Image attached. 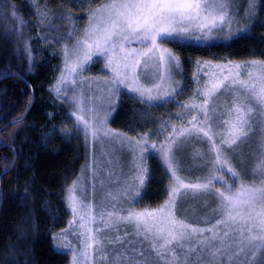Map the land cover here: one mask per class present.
<instances>
[{
  "label": "snow or ice",
  "instance_id": "6c2138e0",
  "mask_svg": "<svg viewBox=\"0 0 264 264\" xmlns=\"http://www.w3.org/2000/svg\"><path fill=\"white\" fill-rule=\"evenodd\" d=\"M80 6L87 8L83 27L70 11L55 16L47 7L36 10L38 26L49 30L41 38L60 45L61 68L50 91L70 105L74 123L64 134L82 133L93 147L111 144L113 153L118 147L129 157L128 171L106 169L105 162L118 163L114 154L93 152L81 176L66 185L71 219L53 236L57 250L71 254L70 264H95L94 252L102 254L100 264H264V59H197L195 88L178 101L184 91L176 78L183 74L182 59L163 43L230 40L248 30L257 0H248L243 25L233 12L234 0H101ZM11 16L19 20L21 36L24 21L14 10ZM54 20L66 22V34H59ZM53 29L57 35H50ZM23 48L31 63L30 42ZM97 60L107 75L86 77ZM122 91L149 107L175 102L178 122L161 119L154 131L135 136L113 129L109 118ZM252 137L256 151L244 158L238 149ZM193 142L206 150L197 148L189 166L181 153ZM150 155L165 170V198L156 207H138L150 179ZM101 173L119 187L106 188ZM189 200L210 210L190 213ZM137 242L147 247L138 249Z\"/></svg>",
  "mask_w": 264,
  "mask_h": 264
},
{
  "label": "trees",
  "instance_id": "16d2710c",
  "mask_svg": "<svg viewBox=\"0 0 264 264\" xmlns=\"http://www.w3.org/2000/svg\"><path fill=\"white\" fill-rule=\"evenodd\" d=\"M0 1L6 3L2 6L0 2V11L11 5L29 17L36 7L49 2L51 8L67 9L72 13L79 2L93 6L101 2ZM257 4L256 16L248 24V30L230 40L207 44L188 42L184 46L166 42L181 56L183 75L194 70L197 59H264V0H257ZM7 16H0V264H68V252L57 250L48 235L54 219L49 203L55 204V208L63 213L66 211L62 187L77 170L78 153L73 143H66L65 139L57 138L56 133H48L47 130L51 124L47 110L52 107L43 101L47 96L45 85L50 80L51 71L48 64H41L38 32L30 31L29 37L17 36V26ZM28 22L31 23L29 19ZM28 39L35 58H40L36 62L29 63L24 52L23 43ZM187 99L184 91L176 97L178 101ZM117 105L110 125L130 136L154 131L161 119L178 122L175 113L180 109L175 102L149 107L122 91ZM152 139L160 138L153 136ZM253 143L256 145L255 140ZM149 162L150 179L138 207H156L165 198L164 186L168 183L165 170L155 156Z\"/></svg>",
  "mask_w": 264,
  "mask_h": 264
},
{
  "label": "rangeland",
  "instance_id": "374dc122",
  "mask_svg": "<svg viewBox=\"0 0 264 264\" xmlns=\"http://www.w3.org/2000/svg\"><path fill=\"white\" fill-rule=\"evenodd\" d=\"M0 2H1L2 6H4V4L6 5V3L3 4L4 1H0ZM80 4H83V3H81V2L77 3L75 8H74L75 14L72 13L71 11L70 12L76 18L77 24L80 27H83L87 21V8L81 7ZM234 4H235V7L233 8V12L237 13L238 17L241 18L242 25L244 23H247L246 21H243L242 18L244 16L245 9L247 8L248 0H234ZM46 7L51 9V13L54 14L55 16H59L63 12L68 11L67 9L57 10L56 8H53V7L51 8V4L49 2L47 4L36 7L32 11V13H30L32 15L29 17L26 12H24V11L20 12L14 6L7 5L6 10L3 7V11H0V16H5V15L7 16V14H8L9 18L15 22V24L17 26L16 31H18L20 29L19 20L13 19L11 16V12L14 10L16 12V15L24 21L23 28H22V32H23L22 36L29 37L30 31L36 30L38 32V34L40 36V44H41V49H40V51H41L40 54L42 57V63L41 64H45V65L48 64L50 66L49 68L51 71L50 80L45 85V90L47 92V96H46V98H44V101H43V103H45V104L49 103L50 106L52 107V109L47 110V112H48L47 118H48V121L51 123V124H49V126H47V130H48V133H52V132L56 133L57 138L65 139L66 143H73L74 144L73 146H75L77 153H78L77 157H78L79 161H78L77 170L75 171V173L73 175L70 176V178L68 180H66V182L63 183V187H62V201H63V206H64L66 211L63 213L62 211L55 208L56 207L55 204L49 203V207H50V210H51V213H52L54 219H53V224H51L49 226L50 228L48 230V235L50 236L51 240L53 241V245L56 248L55 242L53 240V236L58 235L62 230L66 229L68 227V221L71 219L70 210L68 209V207L66 205L65 198H64L66 185L70 184L77 177L81 176V169L87 163L91 162L93 152H95V155L97 157H99L100 153L102 151V148H103V150L108 151L110 155L114 154L118 163L114 162L113 165L109 166L105 162L104 167L110 171H114L117 174H120L121 172L127 173L128 169H127L126 165H127V161H128L129 157H128L127 153H122L118 147L115 149V152L113 153V145H111V144L105 143L103 146L97 144V145H95V147H93V145L90 142L87 144L85 143V140L83 138L82 133L77 134L75 131H73L72 134L65 135L64 132L62 131V129H64L65 127L72 128L74 121L69 116L70 105L63 102L62 100H58L56 98V96L50 91L51 86H53L55 84L56 78L59 75V71L61 68V57L59 55L60 45L57 44L56 41L49 40L48 42H46L45 39L41 38L46 33H48L49 30L41 28L40 26H38V17L36 15V10L38 8L39 10L42 11ZM5 11L7 12V14H5ZM28 19L31 21V23L28 22ZM53 23L55 26L59 27V29H60L59 34H66V32L68 31V28L66 26V22L60 21V20H54ZM11 28L14 29V27H12V26H11ZM235 30H236V28L234 26V31ZM50 35L54 36V35H57V33L53 29L50 32ZM219 40H222V39H219ZM28 41L31 42L30 39H28ZM214 41H217V40H214ZM190 42L191 43L205 44L204 42H197V41H190ZM163 43H164V46L170 48V46L166 44V41ZM208 43H210V42H208ZM31 50H32V47H31ZM36 59H37V57L35 58L34 54L32 53V60L31 61L36 62ZM39 59L40 58H38L37 60H39ZM214 62H221V61H214ZM238 62H243V61H238ZM102 67H103L102 63L99 60H97L96 62H94L91 65L90 68L86 69L84 75L86 77L105 76V75H107V73L101 71ZM194 70H195V67H194ZM193 71L185 73V75H183V74L177 75V77H176L178 80H180L182 82V86H183V82H184V85H185L184 96H186L187 98H189V96L192 94L193 89L195 88V85L192 83ZM184 76H185V79L182 78ZM69 94H71V93H69ZM119 97H120V95H119ZM117 102H118V100H117ZM113 111H112V114H113ZM111 116L109 118V125H110ZM110 127H111V125H110ZM253 140H256V137H252L249 142H245V143L241 144L240 149H238V151L242 152V156L244 158H247L250 155V153L256 151V145L253 143ZM77 146H78V148H77ZM197 148L206 150V148L203 144L193 142L192 144L185 147L183 149V152L181 153L182 159L189 166H192V164H193V161L189 157ZM151 157H154V155H150L147 158L148 167H149V163H150L149 161H150ZM121 166H123V167H121ZM100 175H101V177L104 178L106 188L115 189V188L119 187V184L114 182L115 178H114V180L110 181L105 176L104 173H101ZM224 178L226 180H228L230 183L233 182L232 178L227 173H224ZM119 179H124V176L119 175ZM146 184H147V182H146ZM217 187H221V185L218 184ZM99 199H100V195H99V190H98L97 200H99ZM209 204L211 205V207H215L214 203H212L211 201H209ZM185 208L188 209L190 213L193 211L201 212V211H209L210 210V209L201 208L197 201H192V200H189L188 202L185 203ZM127 231L130 232L131 229L128 228ZM119 234L121 236H124V234H125V227L124 226H121ZM105 235L114 236L115 233L114 232L113 233H105ZM69 239L72 240L74 245L78 246L77 241L74 237L69 236ZM141 247L146 248L147 245L145 244V245L141 246L137 242V248L141 249ZM62 251L67 252V250H62ZM106 254L108 255L109 259H111V256L114 254V250L112 249L111 246H109L107 248ZM101 255L102 254H100V253L94 252L93 260L95 261V264H100ZM70 260H71V254L68 252V264H70Z\"/></svg>",
  "mask_w": 264,
  "mask_h": 264
}]
</instances>
